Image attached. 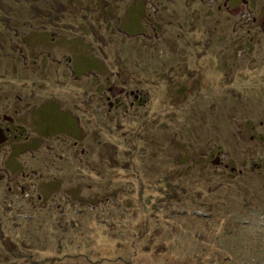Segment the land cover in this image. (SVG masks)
I'll use <instances>...</instances> for the list:
<instances>
[{
	"label": "rangeland",
	"instance_id": "1",
	"mask_svg": "<svg viewBox=\"0 0 264 264\" xmlns=\"http://www.w3.org/2000/svg\"><path fill=\"white\" fill-rule=\"evenodd\" d=\"M8 126L0 264H264V0H0Z\"/></svg>",
	"mask_w": 264,
	"mask_h": 264
},
{
	"label": "flooded vegetation",
	"instance_id": "2",
	"mask_svg": "<svg viewBox=\"0 0 264 264\" xmlns=\"http://www.w3.org/2000/svg\"><path fill=\"white\" fill-rule=\"evenodd\" d=\"M12 121L13 120H11V122ZM11 131H12V127L11 126H8L6 130L4 128H1L0 129V141L3 140L2 138H4V139L10 138L9 134H11Z\"/></svg>",
	"mask_w": 264,
	"mask_h": 264
},
{
	"label": "water",
	"instance_id": "3",
	"mask_svg": "<svg viewBox=\"0 0 264 264\" xmlns=\"http://www.w3.org/2000/svg\"><path fill=\"white\" fill-rule=\"evenodd\" d=\"M0 142H3V140H1Z\"/></svg>",
	"mask_w": 264,
	"mask_h": 264
}]
</instances>
